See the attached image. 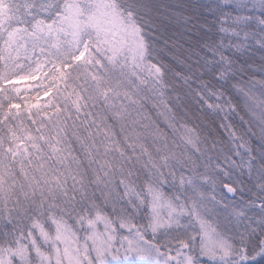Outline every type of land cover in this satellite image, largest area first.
<instances>
[{"label": "snow or ice", "instance_id": "6c2138e0", "mask_svg": "<svg viewBox=\"0 0 264 264\" xmlns=\"http://www.w3.org/2000/svg\"><path fill=\"white\" fill-rule=\"evenodd\" d=\"M0 264H264V0H0Z\"/></svg>", "mask_w": 264, "mask_h": 264}, {"label": "trees", "instance_id": "16d2710c", "mask_svg": "<svg viewBox=\"0 0 264 264\" xmlns=\"http://www.w3.org/2000/svg\"><path fill=\"white\" fill-rule=\"evenodd\" d=\"M261 55H262V52L257 48L255 50V54L251 57L249 62L253 63L254 67L259 66V64L261 63V59H260ZM259 76L260 74L257 73V78H259ZM222 131L223 130H221V132ZM253 146H255V142L253 143Z\"/></svg>", "mask_w": 264, "mask_h": 264}]
</instances>
